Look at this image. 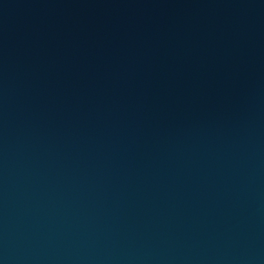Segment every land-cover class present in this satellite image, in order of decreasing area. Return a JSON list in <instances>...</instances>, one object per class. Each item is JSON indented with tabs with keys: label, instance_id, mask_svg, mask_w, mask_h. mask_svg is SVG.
Listing matches in <instances>:
<instances>
[{
	"label": "water",
	"instance_id": "water-1",
	"mask_svg": "<svg viewBox=\"0 0 264 264\" xmlns=\"http://www.w3.org/2000/svg\"><path fill=\"white\" fill-rule=\"evenodd\" d=\"M0 264H264V0H0Z\"/></svg>",
	"mask_w": 264,
	"mask_h": 264
}]
</instances>
